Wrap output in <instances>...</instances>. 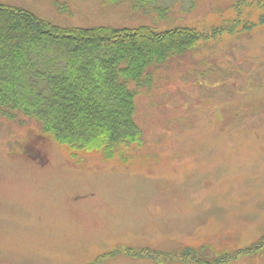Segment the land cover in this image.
Returning a JSON list of instances; mask_svg holds the SVG:
<instances>
[{"label": "rangeland", "instance_id": "rangeland-1", "mask_svg": "<svg viewBox=\"0 0 264 264\" xmlns=\"http://www.w3.org/2000/svg\"><path fill=\"white\" fill-rule=\"evenodd\" d=\"M0 3L61 27L241 19L154 70L136 98L143 144L113 159L0 113V264H264V0Z\"/></svg>", "mask_w": 264, "mask_h": 264}, {"label": "trees", "instance_id": "trees-1", "mask_svg": "<svg viewBox=\"0 0 264 264\" xmlns=\"http://www.w3.org/2000/svg\"><path fill=\"white\" fill-rule=\"evenodd\" d=\"M108 1L136 10L152 0ZM241 4L234 5L238 17ZM240 20L206 32L188 26L61 27L0 3V113L36 120L71 151L113 159L121 149L143 144L136 98L139 89L151 87L154 70L200 42L234 34ZM256 25L244 24L241 31Z\"/></svg>", "mask_w": 264, "mask_h": 264}]
</instances>
